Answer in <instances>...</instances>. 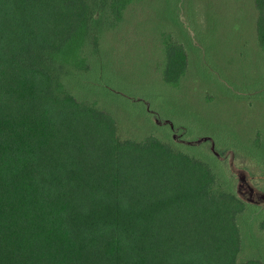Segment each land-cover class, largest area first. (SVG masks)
<instances>
[{"label": "trees", "instance_id": "trees-1", "mask_svg": "<svg viewBox=\"0 0 264 264\" xmlns=\"http://www.w3.org/2000/svg\"><path fill=\"white\" fill-rule=\"evenodd\" d=\"M132 1L101 3L120 21ZM92 2L0 0V264H263L238 262L247 200L212 165L153 136L122 140L67 88L98 47ZM187 61L168 45V83Z\"/></svg>", "mask_w": 264, "mask_h": 264}, {"label": "rangeland", "instance_id": "rangeland-1", "mask_svg": "<svg viewBox=\"0 0 264 264\" xmlns=\"http://www.w3.org/2000/svg\"><path fill=\"white\" fill-rule=\"evenodd\" d=\"M92 8L98 47L81 51L67 88L109 113L122 140L153 136L212 165L247 200L238 262L264 264V49L254 0H133L120 21L101 0ZM169 44L188 58L177 83L165 79Z\"/></svg>", "mask_w": 264, "mask_h": 264}, {"label": "water", "instance_id": "water-1", "mask_svg": "<svg viewBox=\"0 0 264 264\" xmlns=\"http://www.w3.org/2000/svg\"><path fill=\"white\" fill-rule=\"evenodd\" d=\"M246 178H245V176H243L242 178H241V180L242 181H244ZM261 200H263L264 201V194L263 195H261Z\"/></svg>", "mask_w": 264, "mask_h": 264}]
</instances>
